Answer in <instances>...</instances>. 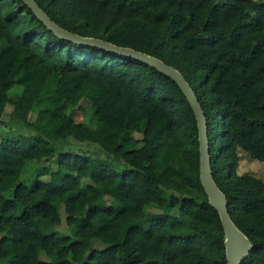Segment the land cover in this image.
Returning <instances> with one entry per match:
<instances>
[{
  "label": "trees",
  "instance_id": "1",
  "mask_svg": "<svg viewBox=\"0 0 264 264\" xmlns=\"http://www.w3.org/2000/svg\"><path fill=\"white\" fill-rule=\"evenodd\" d=\"M33 1L69 32L182 74L204 115L211 177L251 244L240 264H264V181L236 173L238 151L264 162V0ZM6 106L29 131L0 138V153L22 162L54 155L61 186L27 187L19 165L0 167V264H226L198 178L195 119L169 77L61 39L22 0H0L1 117ZM67 139L106 157L71 151ZM60 208L72 237L57 229Z\"/></svg>",
  "mask_w": 264,
  "mask_h": 264
},
{
  "label": "water",
  "instance_id": "2",
  "mask_svg": "<svg viewBox=\"0 0 264 264\" xmlns=\"http://www.w3.org/2000/svg\"><path fill=\"white\" fill-rule=\"evenodd\" d=\"M22 2L31 10L36 18L39 19L44 24V26L57 37L68 40L75 44L97 47L104 51L113 52L124 57L132 58L150 67H153L175 82L185 97L195 119L199 158L198 178L209 205L218 214L219 222L223 231V245L226 264H240V262L248 256L251 244L229 218L226 209V199L223 193L217 188L211 177L208 140L204 115L194 92L189 87V84L184 79L182 74L173 66L166 64L154 56L145 54L129 47L117 46L99 38L80 36L78 34L69 32L50 20V18L37 6L33 0H22Z\"/></svg>",
  "mask_w": 264,
  "mask_h": 264
},
{
  "label": "rangeland",
  "instance_id": "3",
  "mask_svg": "<svg viewBox=\"0 0 264 264\" xmlns=\"http://www.w3.org/2000/svg\"><path fill=\"white\" fill-rule=\"evenodd\" d=\"M5 88L8 89L9 87H5ZM19 90L20 87L18 85H13L8 90V93L9 95L12 96L18 93ZM59 93L61 96L64 97L69 96V92L66 87L61 88ZM79 105L82 108H84V110H86V108L89 105V101L86 99H81L79 101ZM10 109H11L10 106H6L5 112L1 117L0 138H7L14 140L17 138L19 134L27 133L29 129L24 124L15 121L11 116H9ZM33 117L34 115L31 113L28 116V120L29 121L32 120ZM74 117L78 119H86L83 116V113L81 112H79L78 114L76 113ZM135 136L139 137L138 134H135ZM64 147L71 151H75L77 153L84 151L88 154H92L98 157H102V158L106 157L105 153L102 152L99 149V147L93 143L78 142L72 139H67ZM237 154H238V164L236 168V173L239 175L248 174L264 181V162L255 159H250L241 151H238ZM54 158L55 156L52 155L40 162H36V161L22 162L20 161V158L7 157L5 154L0 153V167H6L10 169L19 165L20 170H19L18 180L27 187H30L35 182V180H40L49 187H60L61 186L60 179L57 176L53 175V171L55 167ZM10 192L11 190L6 191L4 194L6 196H9ZM157 213H158L157 211H148L147 216L151 218L154 217ZM59 216L61 218V223L59 224L57 229L72 237V232L68 230L64 225L63 222L64 212L62 208L59 209ZM93 245H95V243ZM40 258L44 259L45 256L41 254Z\"/></svg>",
  "mask_w": 264,
  "mask_h": 264
},
{
  "label": "built area",
  "instance_id": "4",
  "mask_svg": "<svg viewBox=\"0 0 264 264\" xmlns=\"http://www.w3.org/2000/svg\"><path fill=\"white\" fill-rule=\"evenodd\" d=\"M0 122H1V116H0Z\"/></svg>",
  "mask_w": 264,
  "mask_h": 264
}]
</instances>
